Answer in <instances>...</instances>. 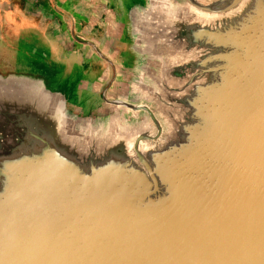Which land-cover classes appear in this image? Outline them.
Returning <instances> with one entry per match:
<instances>
[{"label":"water","instance_id":"water-1","mask_svg":"<svg viewBox=\"0 0 264 264\" xmlns=\"http://www.w3.org/2000/svg\"><path fill=\"white\" fill-rule=\"evenodd\" d=\"M121 112L0 77V264H264V0H145Z\"/></svg>","mask_w":264,"mask_h":264},{"label":"flooded vegetation","instance_id":"flooded-vegetation-1","mask_svg":"<svg viewBox=\"0 0 264 264\" xmlns=\"http://www.w3.org/2000/svg\"><path fill=\"white\" fill-rule=\"evenodd\" d=\"M8 1V10L23 8L22 1ZM144 3L36 0L29 18L1 13L0 77L41 80L48 89L63 94L66 108L80 117L95 119L121 112L113 101L131 92L135 62L129 50L127 11L133 4ZM4 26L15 40L32 26L30 47H6L1 38ZM60 68L63 75L56 73Z\"/></svg>","mask_w":264,"mask_h":264},{"label":"rangeland","instance_id":"rangeland-1","mask_svg":"<svg viewBox=\"0 0 264 264\" xmlns=\"http://www.w3.org/2000/svg\"><path fill=\"white\" fill-rule=\"evenodd\" d=\"M12 1H14V2L22 1L23 8L21 9V11L16 12L15 10H8V8H6V7L10 6L9 5V1L8 0H0V14L3 13V12H6L8 14L9 13L14 14L12 16H15V17L23 18V16H25L26 18H29L30 17V13L34 11V3H35L36 0H12ZM2 17H3V15H2ZM31 29H32V26H31L30 30H28L27 32H19L17 34V38L18 39L15 40V39H13V38H11L9 36V34H12L11 33L12 31L10 32V29L8 27L4 26V31H3V34H2V37H1L2 40H3L4 45L6 47L7 46L15 47L16 49H18L19 47L21 48V46H23V49H27L28 47H30V43H31V39H32V31H31ZM27 39L30 42H28ZM21 42L22 43L25 42V43L22 44ZM63 72H64L63 69L60 68L56 73L57 74L60 73L61 75H63ZM65 77L68 78L69 77L68 74L65 75ZM72 79L73 78H71V80Z\"/></svg>","mask_w":264,"mask_h":264},{"label":"crops","instance_id":"crops-1","mask_svg":"<svg viewBox=\"0 0 264 264\" xmlns=\"http://www.w3.org/2000/svg\"><path fill=\"white\" fill-rule=\"evenodd\" d=\"M126 19H127V16H126ZM127 28V27H126ZM127 30V29H126ZM128 34V33H127ZM24 78H26V77H24ZM31 79V78H30ZM35 80H37V79H35ZM41 81V80H40ZM43 83V82H42ZM45 86V85H44ZM46 87V86H45ZM47 88V87H46ZM48 89V88H47ZM50 90V89H49ZM50 91H53V90H50ZM53 92H57V91H53ZM61 94V93H60ZM63 95V94H62ZM64 97V96H63ZM65 107H66V105H65ZM67 109V108H66ZM68 110V109H67ZM69 111V110H68ZM70 112V111H69ZM72 113V112H71ZM75 114V113H74ZM77 115V114H76ZM85 118V117H84Z\"/></svg>","mask_w":264,"mask_h":264}]
</instances>
